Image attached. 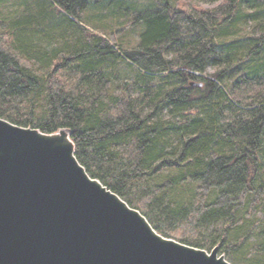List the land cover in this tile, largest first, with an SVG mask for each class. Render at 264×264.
Here are the masks:
<instances>
[{
  "label": "trees",
  "instance_id": "1",
  "mask_svg": "<svg viewBox=\"0 0 264 264\" xmlns=\"http://www.w3.org/2000/svg\"><path fill=\"white\" fill-rule=\"evenodd\" d=\"M149 1L35 0L0 14V118L68 130L88 173L164 236L262 263L264 220L251 222L264 212V0ZM92 19L124 29L107 37ZM139 26L138 44L124 43ZM35 32L47 46L33 47Z\"/></svg>",
  "mask_w": 264,
  "mask_h": 264
},
{
  "label": "water",
  "instance_id": "2",
  "mask_svg": "<svg viewBox=\"0 0 264 264\" xmlns=\"http://www.w3.org/2000/svg\"><path fill=\"white\" fill-rule=\"evenodd\" d=\"M0 264L233 263L220 246L159 233L88 173L68 130L47 134L0 118Z\"/></svg>",
  "mask_w": 264,
  "mask_h": 264
},
{
  "label": "rangeland",
  "instance_id": "3",
  "mask_svg": "<svg viewBox=\"0 0 264 264\" xmlns=\"http://www.w3.org/2000/svg\"><path fill=\"white\" fill-rule=\"evenodd\" d=\"M5 1V2H2ZM26 1H35V0H0V14L3 15H9V17L11 19H13L14 17H16L17 13L22 11V9H24V7L22 8V3L24 4ZM137 3L141 6L143 5H147L148 3H150L149 0H136ZM180 1V6L182 8H186L188 10H193L194 7H198L200 9H213L216 8L218 6V3L213 2L212 0H179ZM0 15V18H1ZM135 19V18H132ZM86 25H88V28L91 31H95L98 30L100 33L104 34L107 37H110V32L111 31H117L119 29H124L122 28L123 26H121L118 22H112L111 19H105L104 22H100L97 21L96 19H92L90 21H85ZM137 25H142L143 28L145 27V24L142 23L141 21L139 23L136 24ZM251 29L254 27L253 24H249ZM141 31V27L139 26V28L134 27V28H130L127 29L126 32H123L122 36L118 35V38H121L124 40V43L126 42H131L132 45H137L139 42V34ZM74 35H76V33H74L73 30L70 29V31H68V36L69 37H74ZM121 36V37H120ZM76 37V36H75ZM30 41L32 42V44L34 45V48H38V47H45L48 44V40L41 34H38L37 32L35 33H31L30 37H29ZM120 39V40H121ZM120 43V42H119ZM117 45V49L119 48L118 44ZM126 45V44H124ZM117 71H119L120 73H127L130 72L132 73L133 71H131V68L127 65L126 61H121V60H117V62L115 63ZM214 71L213 68L209 69V73H212ZM264 183V172L263 174L260 175L259 178V183L258 184H262ZM261 220H264V212H258L253 216L252 219V224H257L259 223ZM220 246V245H218ZM220 254H222V250L220 247ZM225 257L227 258V260H229L231 263H233L231 257L226 253L224 254ZM258 257V256H256ZM261 258V256L259 257ZM262 263L259 264H264V259L263 261H260ZM235 264V263H233Z\"/></svg>",
  "mask_w": 264,
  "mask_h": 264
}]
</instances>
